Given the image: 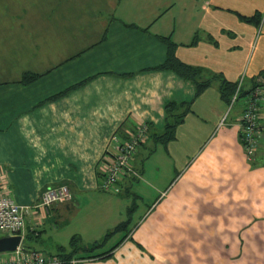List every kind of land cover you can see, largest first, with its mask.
Returning a JSON list of instances; mask_svg holds the SVG:
<instances>
[{
	"label": "crops",
	"instance_id": "crops-1",
	"mask_svg": "<svg viewBox=\"0 0 264 264\" xmlns=\"http://www.w3.org/2000/svg\"><path fill=\"white\" fill-rule=\"evenodd\" d=\"M164 40L199 69L197 82H209L198 98L193 82L160 68ZM27 74L41 77L24 84ZM224 82L235 94L240 86L231 114ZM258 86L264 0H0V196L28 208L22 250L51 255L33 249L32 234L94 203L116 212L98 207L75 220L112 231L133 199L147 210L132 235L117 234L128 236L112 258L79 264H153L148 254L158 264H264V99L253 161L241 139ZM167 103L176 104L169 113ZM189 103L175 139L156 140ZM143 125L131 160L138 176L121 175L119 193L103 191L101 165ZM62 187L69 197L45 207L44 194Z\"/></svg>",
	"mask_w": 264,
	"mask_h": 264
},
{
	"label": "built area",
	"instance_id": "built-area-1",
	"mask_svg": "<svg viewBox=\"0 0 264 264\" xmlns=\"http://www.w3.org/2000/svg\"><path fill=\"white\" fill-rule=\"evenodd\" d=\"M240 86L233 98V102L238 99ZM264 99V86L254 88L247 97L244 114L242 117V134L241 139L249 161L255 159L259 141L258 134L261 130L259 122V107ZM148 135V127L143 125L138 129L126 143L114 145L109 153L111 161H105L100 170L105 177L101 185L103 191L109 193H119L121 191L118 184L121 175L128 174L130 176H138V173L131 166V160L138 148L145 142ZM69 197L67 188L49 189L43 197V205L49 207L55 202L64 201ZM28 208L16 204L7 197L0 196V233L9 234L11 236H23L25 232V215ZM12 260H5L0 254V264H65L63 259L50 256L44 252L30 251L25 253L21 246L17 251L13 252ZM81 260L74 259L71 264H79Z\"/></svg>",
	"mask_w": 264,
	"mask_h": 264
},
{
	"label": "rangeland",
	"instance_id": "rangeland-1",
	"mask_svg": "<svg viewBox=\"0 0 264 264\" xmlns=\"http://www.w3.org/2000/svg\"><path fill=\"white\" fill-rule=\"evenodd\" d=\"M244 90V89H243ZM243 92V91H242ZM237 108V104L235 106H233V104H231V106L228 109V114H231L235 111V109ZM139 183V182H138ZM141 183V182H140ZM141 187V184H140ZM139 192H141L139 190ZM135 200H130V205L128 207H126L125 204V208H124V217L122 218V221L119 222L116 226H118L119 224L123 223V222H127L128 221V226L130 228V230L134 227H137V225L140 224L139 220H142V216L144 215L145 211L147 210L145 206H137L134 207L133 206V202ZM141 203L140 200L136 201V205ZM57 205H60V202H56V204L52 207V209H54V207L56 208ZM98 207H103L107 213L109 212V209H114V211L116 212V208L114 207V205H109V203L107 204H96L95 203L93 205H88V206H81L80 208H78L75 211H68V223L65 226H61L60 229H53L51 228V225L47 224L46 226L37 229L36 230V234H32L31 237V241H32V246H34L33 249L35 250H45L46 252L52 254V255H65V254H69L70 252L73 251V247L71 245L72 239L73 238H77L80 240V245L78 246H88L91 247V245L95 242H98L97 240L103 241L105 236L107 235L108 232L106 233H101L100 229L94 227V223L95 222H90L87 223L85 226H82L79 222V220H75L76 217H79L82 214H91V215H95L96 213V209ZM129 209L132 212H129ZM110 214V213H109ZM98 219L99 217L101 218L103 216V214L101 213L100 210H98ZM116 226H114L113 228H115ZM142 228V225H141ZM140 228V229H141ZM102 230V229H101ZM9 234H1L0 233V237H4V236H8ZM119 240V237L117 235H114L112 238H110L109 242L106 244L105 248L106 250L111 249L112 246ZM89 244V245H87ZM27 246V245H26ZM104 249V248H102ZM102 249H97L96 253H100ZM146 249V248H145ZM159 250V248H158ZM146 251H148L146 249ZM142 252V251H141ZM149 252V251H148ZM4 255H14V253H3ZM151 260L149 262L153 263V264H158L160 262V258H157L153 255H145V259ZM113 260L117 261L118 257H114ZM179 260L177 259L176 261L173 262V264H176V262H178ZM86 262V261H84Z\"/></svg>",
	"mask_w": 264,
	"mask_h": 264
},
{
	"label": "trees",
	"instance_id": "trees-1",
	"mask_svg": "<svg viewBox=\"0 0 264 264\" xmlns=\"http://www.w3.org/2000/svg\"><path fill=\"white\" fill-rule=\"evenodd\" d=\"M165 42H166L167 49H168V56H167L166 63L160 68L162 70L174 71L178 76H180L184 80H188V81L193 82L195 87H196L195 98H198L204 92V90L209 86V82H207V83L206 82L205 83L197 82L196 77L199 75V72H200L199 69H196V68H193V67H190L188 65L181 63L175 56L174 46L167 41H165ZM40 77H41V75L27 74L23 78L22 82L24 84H30L32 82H35ZM236 88H237L236 86L232 85L229 82H224L221 85L220 89H221L222 97L230 105L232 104V100H233L234 94L236 92ZM250 92H249V94H250ZM172 106H176V104H174V103H167L166 104V111L168 113H169V111L171 112ZM190 107H191V104L189 103L188 105L185 106V111L182 114H179V115L177 114V115L173 116L174 118H173L172 122H171V120L166 119V122H165L164 128H163V133H162V135L156 137V140L160 139V140H162L163 143H168V142L174 140L175 134H176V129L179 126V124L182 123L185 115L189 112ZM100 176H102V178H103V180H102V183H103L105 180V177L102 174V172H100ZM130 212H132V211L130 210ZM128 225H129L128 221L119 224L112 231H109L107 233V235L105 236L103 241L95 242L91 245V247L78 246V245H80V240L77 238H73L72 242H71V245L73 247L72 252H70L69 254H65V255H52L51 254L50 256H56V257L63 259L65 264H71V261L74 259H78L81 261H84V260L87 261L90 259L108 260V259L113 257V252L127 239L128 233L126 234L125 237L120 239L119 242H117L114 246H112V248L109 249L108 251H105L102 253H96L97 249L105 248V246L109 242L110 238H112L114 235H117V234L121 233L122 231L126 232L128 227H129ZM129 234L132 235V230L129 231Z\"/></svg>",
	"mask_w": 264,
	"mask_h": 264
},
{
	"label": "water",
	"instance_id": "water-1",
	"mask_svg": "<svg viewBox=\"0 0 264 264\" xmlns=\"http://www.w3.org/2000/svg\"><path fill=\"white\" fill-rule=\"evenodd\" d=\"M21 236H9L0 238V254L12 253L17 251L18 247L21 245Z\"/></svg>",
	"mask_w": 264,
	"mask_h": 264
}]
</instances>
